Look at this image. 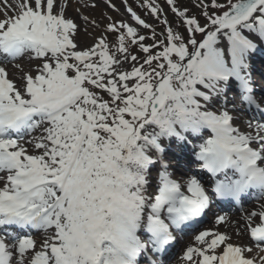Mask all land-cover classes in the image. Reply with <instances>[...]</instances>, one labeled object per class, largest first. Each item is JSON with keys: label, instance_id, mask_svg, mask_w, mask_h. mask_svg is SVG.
I'll return each instance as SVG.
<instances>
[{"label": "snow or ice", "instance_id": "snow-or-ice-1", "mask_svg": "<svg viewBox=\"0 0 264 264\" xmlns=\"http://www.w3.org/2000/svg\"><path fill=\"white\" fill-rule=\"evenodd\" d=\"M165 2L186 34L162 18L156 0H143L164 26L158 38L124 0L151 36L111 22L114 49L106 37L81 49L78 26L65 18L66 4L54 12L56 0H17L14 15L0 20V62L25 54L42 61L22 87L0 67V264H142L148 252L165 255L176 233L197 231L213 201L197 174L174 179L164 159L165 141L191 143L189 135L202 140L194 155L216 198L264 200V122L248 121L252 131L242 132L228 110H212L235 82L241 102L264 111L250 71L257 40L264 42V0H198L203 25L177 0ZM131 46L144 53L142 63ZM127 61L130 71L121 67ZM37 129L42 134L26 141L30 154L21 141ZM254 217L259 226L252 227ZM244 219L264 253V204ZM227 220L218 215L215 224ZM33 233L42 234L39 244ZM231 240L199 231L183 264H257L246 255L253 247Z\"/></svg>", "mask_w": 264, "mask_h": 264}, {"label": "rangeland", "instance_id": "rangeland-1", "mask_svg": "<svg viewBox=\"0 0 264 264\" xmlns=\"http://www.w3.org/2000/svg\"><path fill=\"white\" fill-rule=\"evenodd\" d=\"M221 1L223 2V0ZM204 2L210 3V0H204ZM16 3L17 1H15V4L9 5L10 6L9 10L4 11V9L0 8V20L5 19V13H7V16L14 15V11L16 10L15 9ZM142 3L143 0H127V6H131L132 9L137 13V15L141 17V19H144L147 23L154 21V17L151 16L150 12L146 8L141 7ZM156 3L159 4L160 7L163 9L162 17L166 16L168 18L170 15L174 16V14L171 12L170 7L166 5L165 0H156ZM61 4L67 5L63 9L64 13H66L64 14L65 18L72 19L73 22L78 26L77 34L74 37V39L81 49L89 48L93 46L101 37H106V35L108 36L106 28L107 25L111 22H116L117 24H119V22L121 21L127 22L131 26L137 27L139 34L141 35L146 34L147 29L140 28L135 24V21L131 19L130 13L127 12V6L125 5L124 0H111V5H114L115 6L114 8L109 6L107 0H56V3L54 5V12L60 11ZM93 5L95 6L93 7ZM57 7H59L58 10ZM212 11L213 10L209 8V12L211 13ZM201 13L202 12H200V15ZM83 17H87L88 18L87 21H85ZM93 21L95 22V24H93ZM200 23L202 25L205 23V19L202 15L200 18ZM197 38H199V34H197ZM108 43L111 46L112 43H110L109 41ZM130 53L132 55H135L134 52H130ZM138 58H139V62L142 63L143 60H141L140 57ZM41 63L42 61L40 60H30L23 62L20 65V68H17L15 66H8L5 67V69L9 74V78L12 79L15 85L17 87H22L24 83L22 77L24 76V74L30 73L33 76H35L36 72L34 71V69H36L39 65H41ZM133 63L134 62L132 61L122 62L121 67L123 70L130 71ZM250 63L252 64L251 59H250ZM259 65L260 64H258V66ZM105 98L107 97L105 96ZM217 104L218 103H213L214 107L212 108V110H216L218 107H220ZM36 137L39 136L37 135ZM166 162L169 164L168 160H166ZM158 170H159V166H157V169L154 170L152 173L153 181H154V176L156 177ZM172 170L173 172H175L173 174H179L178 169H172ZM1 183L4 182H0V187L3 186V184ZM257 224H260V219H258ZM211 230L216 231L215 228ZM246 241H248L247 238ZM248 242L247 244L249 245V247H253V251L252 253H246V255L249 258L255 257L257 264H259L260 256H264V255L258 254L257 249L253 246V243H251L250 241Z\"/></svg>", "mask_w": 264, "mask_h": 264}, {"label": "bare ground", "instance_id": "bare-ground-1", "mask_svg": "<svg viewBox=\"0 0 264 264\" xmlns=\"http://www.w3.org/2000/svg\"><path fill=\"white\" fill-rule=\"evenodd\" d=\"M64 14H66V13H64ZM249 131H252V130H246V127H244V132H249ZM24 146L25 147L27 146L26 142L24 143ZM29 153L32 154L33 151L31 150V151H29ZM236 224H237V222L231 219V220L227 221L226 223H224L223 226H221V230L219 232L227 233L229 236H231V238H232L231 242L232 243L242 246V245H244V241H243V238H241V237H242V235H244L242 233L245 232V229L243 228L242 224H240L239 227L238 226L235 227ZM237 230H239V232L241 233L240 235H237Z\"/></svg>", "mask_w": 264, "mask_h": 264}]
</instances>
